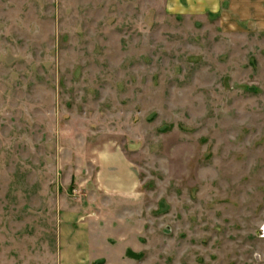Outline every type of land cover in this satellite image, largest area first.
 Listing matches in <instances>:
<instances>
[{"label": "rangeland", "instance_id": "1", "mask_svg": "<svg viewBox=\"0 0 264 264\" xmlns=\"http://www.w3.org/2000/svg\"><path fill=\"white\" fill-rule=\"evenodd\" d=\"M263 226L264 35L0 0V264H264Z\"/></svg>", "mask_w": 264, "mask_h": 264}, {"label": "crops", "instance_id": "2", "mask_svg": "<svg viewBox=\"0 0 264 264\" xmlns=\"http://www.w3.org/2000/svg\"><path fill=\"white\" fill-rule=\"evenodd\" d=\"M166 4L169 10L181 15L214 16L228 28L240 30L244 34L264 35V0H166ZM117 164L119 169L111 173V178L106 181L107 186H116L111 188L114 192L112 194H118L119 185L133 179L127 164L122 162ZM58 242L61 245L59 250L62 249L61 255L65 257L64 249L68 238L61 234Z\"/></svg>", "mask_w": 264, "mask_h": 264}, {"label": "bare ground", "instance_id": "3", "mask_svg": "<svg viewBox=\"0 0 264 264\" xmlns=\"http://www.w3.org/2000/svg\"><path fill=\"white\" fill-rule=\"evenodd\" d=\"M263 231H264V226H263Z\"/></svg>", "mask_w": 264, "mask_h": 264}]
</instances>
